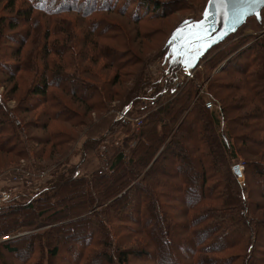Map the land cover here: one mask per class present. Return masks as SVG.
Here are the masks:
<instances>
[{
  "label": "trees",
  "instance_id": "16d2710c",
  "mask_svg": "<svg viewBox=\"0 0 264 264\" xmlns=\"http://www.w3.org/2000/svg\"><path fill=\"white\" fill-rule=\"evenodd\" d=\"M27 1L28 10H15V17H0L2 29L5 23L12 30L22 23L33 24L35 12L49 17L74 13L86 19L99 12L131 16L128 11L133 4L123 0ZM135 2L147 14L161 8L154 0ZM8 7L14 10L15 0H9ZM252 18L258 20H248ZM42 26L41 34L25 30L5 36L18 47L14 60L0 61V70L6 73L0 79L6 90L4 95L0 93V151L15 156L23 155L28 142L35 140L33 128L49 135L37 136L36 143L59 144L54 141L57 133L51 131L53 122L57 116L67 118L69 112L53 87L59 89L65 82L70 89L62 93L86 104L95 91L97 95L103 89L106 93V86L89 82V74L84 72L98 69L99 63V69L114 67V60L121 57L118 53L123 52L112 46L96 50L97 43L87 42L86 50L72 46L68 61L51 59L53 55L66 57L71 35L63 30L59 33L55 25ZM92 27L94 31L98 28L96 24ZM115 29L110 30L112 34H97L119 39ZM32 38L41 39L43 47L23 55L22 49ZM166 51L162 49V60ZM84 52L91 64L87 59L78 62ZM69 65L75 70L69 71ZM148 71L147 67L141 71L135 87L119 99V108L130 119L145 116L139 129L132 127V120L109 114L87 131L88 141L80 148L82 158L71 163L69 176H65L67 171L52 169L48 188L35 199L3 209L5 203L0 205V237L58 222L44 234L27 233L3 241V252L25 264L54 263L61 249L68 251L66 260L75 264H130L132 258L146 264H264V219L258 213L264 204L253 200V184L264 198V161H245L241 177L233 167L239 164L241 151L235 142L244 129L250 132L242 139L255 136L257 146L264 148V138H260L264 133V37L225 60L221 71L211 78L209 94L203 90L202 72L197 69L188 80L180 65L171 64L156 75ZM180 73H184L183 79ZM210 73L206 68L207 78ZM81 88L87 90L81 91L83 95ZM17 94L16 106H8L7 101ZM209 100L213 111L206 106ZM36 112L37 118L25 121V115ZM222 124L223 139L217 133ZM120 133L137 141L128 158L122 151ZM38 167L49 166L39 160ZM146 237L150 244L144 241ZM36 253H40L39 259L30 261Z\"/></svg>",
  "mask_w": 264,
  "mask_h": 264
},
{
  "label": "rangeland",
  "instance_id": "374dc122",
  "mask_svg": "<svg viewBox=\"0 0 264 264\" xmlns=\"http://www.w3.org/2000/svg\"><path fill=\"white\" fill-rule=\"evenodd\" d=\"M134 1L135 0H123L122 2L129 4L133 3L128 11L131 16H128L127 14L126 16L125 14L121 13L99 12L92 18L86 19L85 16L74 13L58 14L49 17L41 12H35V21L33 22L34 25L32 23H22L21 26L17 28V30H12L9 26H7V23H5V25L3 24L5 26L3 29L2 25L0 24V32L1 30L3 31L1 32L3 33V35L0 37V61L4 63L15 59V53L17 51L16 46L18 47V43H14L12 46V43L9 42L5 36L12 35L13 33L21 31L23 32L25 30H30V32L33 34L35 30H37V33L41 34L44 32V27L42 25H55L57 30H59V33H61V30H63L64 33H69V35H71V38L68 39L71 42V46L64 53L66 57L60 58L53 55L51 56V59L54 58L56 60H62L61 62H65L66 60L68 61L70 60V56L68 55L74 51V48L71 47L73 46L81 48L82 46H84L83 48L86 50L85 43L87 42H89L90 45H95L97 43V45L93 47L96 50H99L100 48L101 50H103L112 46L117 47L118 50L125 53V56L122 55L123 52L118 53V55H120L121 57L119 58V56H117V60H114V67H108L110 69H99L101 65V63H99L96 66L98 69L91 68L87 72L83 71L84 74H89L86 75V79H91V81L89 82L96 84L98 83L101 86H106V93L104 89L102 91L99 90L100 92L98 91L101 95H97L95 91V97L93 98L91 96L92 99L88 101L85 100L86 104L79 101L77 97L71 98L69 95L62 93L61 90L65 89L66 91L67 88L63 85L65 84V82L61 83V87H58L60 90L57 89L56 86L53 87L52 90L59 92L62 100L65 103L63 105L68 109L69 112L67 113V118L57 116L54 119L53 130L51 131L57 133L54 139V141H57L59 143L57 146H50V144L46 145V143L45 146L36 143L37 136L49 138V135L46 131L40 130L38 128H33L31 135L35 140L28 142L29 148L25 153H23V155L21 154V156H15L10 152L0 151V188L10 187L12 189H17V192H19V196L14 198V200L12 201H7L8 203H5L1 209L7 208L8 206L16 202L25 203L28 201V199H35L37 197L36 194L39 195L40 191L43 190L45 184L47 183V179L50 178L52 169H59L61 170L60 172H63L62 170L67 171L65 172V176H69V174L71 173V163H76L82 158L80 148L82 145H84V143L88 141L87 131L89 129H92L94 124L105 120L104 118H106L109 114H115L116 119L122 118L120 116V113H122V108H119V99L122 97L124 98L125 95L131 91V89L135 85L134 83L140 77V72L144 71L146 67L149 69L148 73L152 75L163 72L164 68H167V66L169 67V65L171 64H173L174 66L180 65L183 67L182 63L178 60L171 61L172 53L170 51V45L167 44V40L169 38L167 40L165 38L168 33H170L171 35V33H173L176 28H178L185 21H195L200 19L209 0H154L161 4V8H159L157 12L151 11L148 14L146 13L145 7L141 6L138 9L137 2H135L134 4ZM8 5L9 0H0V17H5V19H7V17H15L19 9L28 10L30 7V4L27 0H15L14 10L9 8ZM135 10H139L140 13L138 15H136V13L134 14ZM121 12H126V10ZM94 19L97 20L94 21ZM94 24L98 26V28L96 29V33V30L94 31L92 27L94 26ZM112 29H115V31L117 32L114 33H117L120 36L119 39H114L115 41L109 39L110 35L108 37H105L104 34H97L106 32L112 34V32H110V30ZM232 35L234 36L230 35L229 38L225 39L223 42L219 43L211 50H209L205 54L206 56L204 55V58L201 59L198 66L196 67L197 70L202 72L200 82L203 85V90L205 93L209 94V85L211 78L214 74L221 71L223 63L226 59H230V57L239 53L245 47L251 45L256 41L259 42L264 37V13L263 15L261 13V20H256L254 18L248 20L243 27L239 28V30ZM98 38L100 39L98 40ZM30 41L31 42H29L27 46L22 49L23 55L26 51H31L32 53L33 51H35V49L43 47L41 39L38 40V38H32ZM162 49L167 50L163 60L161 57ZM168 53H170L169 57H167ZM10 54H13L12 58H10ZM215 54L216 57L214 56ZM219 54L223 55L219 56ZM224 55L228 57L226 58V56ZM78 58V62L80 63L82 59H87L88 61L86 52H84L82 56L79 55ZM105 59L107 58L104 57V60ZM88 62L91 64L90 61ZM85 65L86 62H83L81 64L82 67H85ZM206 68L209 73L211 72L208 78L207 76L209 74L205 76ZM70 69L75 70L69 65L68 70L71 71ZM196 69H194L193 71H187L184 68V70L188 73V76H186L185 79L188 80L192 78L193 72H195ZM191 73L192 75H190ZM5 74L6 73L3 69L0 70V79L5 77ZM114 75H116V79H112ZM183 76L184 73H180L179 78L183 79ZM81 82L85 81L81 80ZM67 89L69 90L70 87H68ZM5 91L6 90H4L3 86L0 84V93L4 95L6 93ZM79 91L81 92L87 90H83L81 88L79 89ZM22 92H24V88H22L21 91L18 92L19 95ZM18 97L19 96L17 94L16 99L13 98L12 100L7 101L8 106L15 107L18 103ZM103 98L106 101H103ZM87 104L90 106L89 108H87ZM210 104L212 103L209 100L206 103V106L210 111H213L210 108ZM37 113L38 112L25 115V121L37 118ZM133 118L134 119H130L127 114L124 117V119L128 121L132 120V127L137 130L143 123V121L142 123H138L137 119L144 120L145 116H136ZM224 127V125H218L217 128V133L218 135H221L222 139V132L224 131ZM247 132L249 133L250 131L244 129V132L240 135V139L235 142V145L241 149L237 162H239L238 165H240L242 172H244L245 170V161H264V148H260L257 146V144L260 145V143L256 139V137L251 136L252 138L249 137V139H242L243 135ZM127 135V133H120L124 146L122 151L124 150L126 152L125 157L128 158L131 155L132 150L136 146L137 141L136 138H134L133 140L128 139ZM260 138H264V133L260 135ZM39 160L44 166H49L46 167L48 169H45V167L40 168L43 166L38 167ZM236 165L237 164L233 165V167H235ZM18 169L22 172V175L28 173L31 176L32 184L30 186L37 187V191L34 194L24 193L27 192V187L16 184V182L18 183V178L16 179L13 176L15 171ZM212 183L213 180H211V184ZM253 189V200H255L256 203L259 202L260 204H264V198L260 197V195L257 193L258 190L254 184ZM212 190V192H214V189ZM167 191L170 190L167 189ZM211 203L213 202H209L207 204ZM30 213L32 214L31 216H37L35 215V211H30ZM258 213L260 215H263L264 219V210H259ZM147 220L148 219H146V226L149 225V223H147ZM56 224H58V222L42 225L29 231L25 230L22 232L8 234L6 236L0 237V252L3 253V257L0 258V264H3L4 261L8 264H22L21 262H23L20 259L14 257L11 253L3 252L1 246L3 241L27 233L38 232L40 234H44L50 229L51 226ZM166 236L170 239L173 238L172 236L170 237L169 234H167ZM142 238H144V236ZM144 241L150 244L147 237L146 240L144 239ZM38 254L36 253L34 258H31V260H29L37 261L40 257L38 256ZM68 257V251L61 249L59 257L54 259V263L51 262V264H75L73 261H67ZM45 260H48L46 256ZM130 264H146V262H142L136 258H132Z\"/></svg>",
  "mask_w": 264,
  "mask_h": 264
},
{
  "label": "water",
  "instance_id": "95a60500",
  "mask_svg": "<svg viewBox=\"0 0 264 264\" xmlns=\"http://www.w3.org/2000/svg\"><path fill=\"white\" fill-rule=\"evenodd\" d=\"M251 8L256 9L254 14L249 12ZM263 9L264 4L251 5L244 0H228L226 6L208 1L200 19L185 21L168 37L171 61L178 60L187 71H193L209 50L236 33L249 18L261 20ZM234 171L243 176L240 165Z\"/></svg>",
  "mask_w": 264,
  "mask_h": 264
},
{
  "label": "built area",
  "instance_id": "2783aa9c",
  "mask_svg": "<svg viewBox=\"0 0 264 264\" xmlns=\"http://www.w3.org/2000/svg\"><path fill=\"white\" fill-rule=\"evenodd\" d=\"M190 75H192V73ZM210 102L212 103V104H210V108L212 109L213 108V102L212 101H210ZM125 115L126 114L124 112L120 113L121 117H125ZM132 119H134V118H132ZM142 121H143V119H141V120L137 119L138 123H142ZM125 155H126V152H125ZM13 177H15L16 179L18 178V183L16 182V184L27 187V189H26L27 192H24V193L31 194V193H35L37 191V187L30 186L32 184V178L28 173L22 175V172L18 169L15 171ZM48 186H49V183H48V179H47V183L45 184L43 189H47ZM17 196H19V192H17V189H12L10 187L9 188H0V205L6 203L7 201H9V200H11Z\"/></svg>",
  "mask_w": 264,
  "mask_h": 264
},
{
  "label": "snow or ice",
  "instance_id": "6c2138e0",
  "mask_svg": "<svg viewBox=\"0 0 264 264\" xmlns=\"http://www.w3.org/2000/svg\"><path fill=\"white\" fill-rule=\"evenodd\" d=\"M209 2L213 3V4H219L221 6H226L228 0H209ZM244 2L249 3L251 5L264 4V0H244ZM255 11H256L255 8L249 9V12L252 13V14H254ZM178 31H180V30L178 29Z\"/></svg>",
  "mask_w": 264,
  "mask_h": 264
}]
</instances>
